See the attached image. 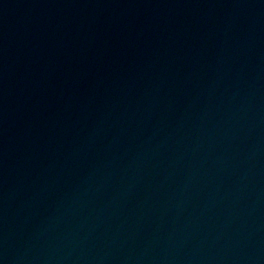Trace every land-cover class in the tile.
<instances>
[{
  "label": "water",
  "instance_id": "obj_1",
  "mask_svg": "<svg viewBox=\"0 0 264 264\" xmlns=\"http://www.w3.org/2000/svg\"><path fill=\"white\" fill-rule=\"evenodd\" d=\"M0 264H264V0H0Z\"/></svg>",
  "mask_w": 264,
  "mask_h": 264
}]
</instances>
